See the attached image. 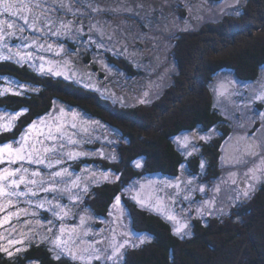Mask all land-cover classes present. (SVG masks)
Listing matches in <instances>:
<instances>
[{
    "label": "trees",
    "instance_id": "16d2710c",
    "mask_svg": "<svg viewBox=\"0 0 264 264\" xmlns=\"http://www.w3.org/2000/svg\"><path fill=\"white\" fill-rule=\"evenodd\" d=\"M63 14L58 13L64 19H74ZM23 35L35 34L26 29ZM59 42L78 52L79 59L97 71L90 51L77 41L62 38ZM174 42L172 55L178 67L174 82L148 106L121 107L71 79L42 77L27 64L0 60V87L11 80L40 88L39 92L28 91L25 95L0 96V113L29 109L19 117L14 129L0 133V145L18 139L26 126L53 108L54 101L58 102L55 107L62 103L117 131L121 136L119 162L81 159L73 163L77 171L85 165H97L120 174L119 182L93 186L87 196L86 205L97 217L107 218L114 196L122 195L124 188L147 175L179 177L185 164L190 174L200 175L204 159L203 181H215L220 175L223 144L233 129L217 108L211 85L223 72L233 73L242 82L259 80L264 68V0H246L239 15H228L198 31L180 34ZM19 43L16 38L11 40L12 45ZM110 60L130 76L140 74L127 60ZM214 128L217 136L202 143V156L186 159L177 148L175 140L183 133H210ZM137 159L144 161L142 168L135 167ZM123 197L134 218L133 229L150 240L126 252L122 264H264V185L251 201L240 204L225 218H210L206 223L193 220L192 236L183 238L174 235L172 224L165 218L140 208L125 194ZM0 264L72 262L58 257L49 243L32 241L12 256L0 251Z\"/></svg>",
    "mask_w": 264,
    "mask_h": 264
},
{
    "label": "snow or ice",
    "instance_id": "6c2138e0",
    "mask_svg": "<svg viewBox=\"0 0 264 264\" xmlns=\"http://www.w3.org/2000/svg\"><path fill=\"white\" fill-rule=\"evenodd\" d=\"M74 2H80V0H0V60L14 62L19 66L27 64L29 67H34L42 77L51 76L62 78L65 81L71 79L78 85L83 84L85 88L97 92H107L106 88L101 89L96 83L89 82L95 73L81 74L72 66V53L59 41L62 38L75 40L86 50L95 47L98 50L112 51L117 56L124 55L127 49L125 48L124 53H122L117 46L107 42L112 40V35L108 31L106 21L89 22L87 29H85L83 22L85 13L73 8ZM231 4H239V0H231L229 6ZM87 8L97 14L104 11L91 0H88ZM125 10L132 11L131 8ZM60 11L66 15L71 14L74 19H64L57 14ZM235 14L239 15V12ZM196 18L202 19L200 16ZM89 19L91 21V17ZM173 26H175V22H173ZM26 29L35 35H23ZM183 30H188V27L186 26ZM167 31L168 29L165 27L159 36L151 37L155 45L164 50L169 46L164 43L165 40L170 39L168 35H165ZM52 37L56 39L52 40ZM85 37L87 39H84ZM13 38L20 41L15 48L11 45ZM46 53L60 59L49 58L45 55ZM101 63L103 62L101 61ZM28 91L39 92L40 88H33L29 84L8 80L6 86L0 87V96L25 95ZM111 95L115 96L114 93ZM148 97L149 92L144 91L142 96L138 98V103L141 105L150 104L151 100ZM117 99L121 102L123 100L122 97ZM253 100L264 103V86L256 92ZM56 103L58 102H53V108L48 113L26 126L18 139L0 145V214H2L0 215V228L10 224L13 218H19L21 214L29 215V209L32 210L31 215L35 216L38 210L45 209L47 206L46 210L50 211L53 217V220L48 221L52 227H49L47 231L53 232V236L49 238V243L53 245V250L56 251L58 257L64 256L72 264H77V261L80 264H91L92 260H100L102 264H109V262L110 264H121L126 248L136 247V244L131 242L133 233L128 230L127 224L123 226L124 231L121 233L124 239L119 242H117L115 235L116 229L110 230L112 233L110 238H104L110 240V247L105 248L97 247V245L104 243L103 239L94 238L91 242L85 241L84 238L89 233H94V230L90 227H84L86 224L84 215H79L78 223L75 226L69 227L65 222L67 219L76 216V213H73L71 209L82 204L83 196L89 192L90 185L84 181L91 180L92 184L98 185L108 182L109 177L120 180V175L113 171H93L85 168L83 172L90 173L89 176L77 175L73 178L69 166H66L67 161L98 154L103 156L104 153L103 149L76 150L71 147L82 145L85 142L93 143L99 137H89L86 141L83 138L79 140L74 138L80 133L78 131L70 133L68 129H78V119L83 120L81 113L70 109L66 111L64 106L57 108L55 107ZM28 111L29 109L25 108L15 112L0 113V133L14 129L19 117L26 115ZM69 115L71 119H68ZM247 119L250 123L254 122L253 117H247ZM258 119L261 125L258 134H251L245 128L243 133L230 138L233 139L236 150L225 162L233 166L246 167L241 182L247 185L246 188H237L235 195L230 197L231 200L239 201L251 198L255 186L264 184V113H261ZM84 123L87 124L88 121L84 120ZM91 123L99 124L100 121L94 120ZM88 131V128L83 129L85 133ZM108 143L114 144L116 142L108 141ZM195 150L196 146L193 145L192 151ZM186 154L191 155V151ZM109 159L115 161L116 157L110 155ZM14 165L18 166L14 167ZM135 167H143L140 159L135 161ZM201 167H203V163ZM238 175L239 170L229 172L226 179L221 178L219 184L213 186L212 192H219L220 184L236 185ZM93 177L95 179H92ZM153 183V181H148L145 185L137 181L125 191L140 208H145L154 201L159 205L162 201L155 195L158 189L147 190L148 186ZM163 183L166 187L176 189V192L169 197L174 203L175 197L180 194L181 182L177 180L174 184L171 182ZM136 184H139V188L136 187ZM187 184H192V180H188ZM193 190L187 189L185 191ZM195 190L204 192L205 188L198 187ZM40 193H51V196H41ZM65 193H67L69 200L67 205L59 202ZM184 199H189L188 195H185ZM113 200L114 202L110 205L109 216L113 217V223H118L121 217L126 215V203L122 205L121 194L115 195ZM21 203L26 207H18ZM196 211L197 215L201 217L225 214L223 207L217 208L215 206V197L203 201ZM57 219L61 221L58 225L55 223ZM168 219L175 221L176 217L169 214ZM26 223H31V221ZM36 223L39 224L40 221L38 220ZM188 227L187 222H177V226L173 230L174 235H180L181 238L190 235V232H185ZM8 231L13 233L16 229L9 227ZM23 238L24 234L20 236L8 235L6 243L0 244V251L12 256L13 251H10V248L22 244ZM0 239H4V237L0 235ZM138 239L140 243H143L147 237L140 236ZM81 244H86V246L82 247ZM15 251L18 252L20 249L17 248Z\"/></svg>",
    "mask_w": 264,
    "mask_h": 264
},
{
    "label": "rangeland",
    "instance_id": "374dc122",
    "mask_svg": "<svg viewBox=\"0 0 264 264\" xmlns=\"http://www.w3.org/2000/svg\"><path fill=\"white\" fill-rule=\"evenodd\" d=\"M246 0H239V4H231V0H223L220 2H213L211 0H91L92 3L98 4L104 11L100 14L91 12L87 8L88 0H80V2H74L73 8L79 9L81 12L85 13L84 26L87 29L89 22L106 21L108 24V31L112 35V40L107 41L109 44L118 47L119 51L124 53L125 48L127 52L124 55L117 56L112 51H106L104 49H96L95 47L87 49L90 51L93 63L97 67V71L93 70L89 64L82 62L75 52L71 51L66 47V49L72 53L71 60L73 61V67L81 74L95 73L92 77L90 83H96L99 88L107 89V92H99L106 99H109L113 104L119 105L121 107H137L141 104L138 103V98L142 96L144 91L149 92L150 104H153L157 99L159 100L165 90L172 85L174 82V76L177 73L178 67L174 61L172 55L173 46H175L174 40L180 36V34L189 33L191 31H198L201 27H204L208 23H216L222 20L225 16L233 15L237 16V12L242 13V6ZM142 5V7H141ZM131 8L132 11H127L125 9ZM118 10V11H117ZM63 12V11H60ZM59 13V12H58ZM57 13V14H58ZM64 13V12H63ZM65 17H71V14H63ZM200 16L202 19H197ZM91 17V21L89 19ZM175 22V26H173ZM188 30H183L185 27ZM167 27L168 31L165 35H168L170 39L165 40L164 43L168 44L166 50L159 48L155 45V42L151 37L159 36L160 32ZM174 37V38H172ZM55 40V37L51 38ZM107 40V38L105 37ZM12 45V44H11ZM13 48L16 45H12ZM84 50H86L84 48ZM99 53V55H97ZM49 58L60 59L59 57H52V54L46 53ZM110 57L117 60L124 59L127 60L131 65L135 67L140 74L135 76L128 75L123 68L121 69L116 64L112 63ZM101 61L103 63H101ZM34 68V67H33ZM35 69V68H34ZM36 70V69H35ZM163 77V78H162ZM78 79V77H76ZM87 80V76L85 75ZM83 85V84H82ZM1 86V85H0ZM6 86V85H4ZM3 86V87H4ZM264 86V68L260 74V78L257 82H242L231 72H223L218 74L215 78V82L211 85V90L214 93L215 103L217 108L221 111L230 125L232 126L233 132H231L229 139L223 144L222 156H221V166L219 168L220 175L215 181L211 183H206L203 181L204 170L206 163L203 160V167L200 175L190 174V169L188 165H184L181 168V175L175 178H169L163 175H147L141 179L135 180L131 185L139 181L147 185L148 181H153L154 183L148 186L147 190L158 189L155 195L162 201L161 204L157 205L155 201L148 204L147 207L142 208L146 210L153 211L154 214L162 216L166 221L170 222L173 229L177 226V222H187L189 227L185 229V232H190V235H185L183 237H191L193 230V220L200 219L203 222H207L210 218H225L229 216L233 209L239 207L240 204H244L253 199L254 195L258 193L261 186L264 184H257L255 190L248 199H241L239 201L231 200L230 197L235 195V190L237 188H246L247 185L241 182L243 172L246 171L244 166H233L226 163L227 158L235 153L236 145L233 139L235 136L243 133L244 129L247 128L248 132L251 134H258L261 127L258 117L261 113H264V103L259 100H253V96L256 92ZM112 93L115 96L111 95ZM122 97V102L117 98ZM64 106L62 103L58 104L56 107L59 108ZM66 111L70 108L65 107ZM71 110V109H70ZM74 111V110H71ZM5 113V112H3ZM83 120L78 119V129L72 130L68 129L71 133L72 131H78L80 134L75 136L77 140L83 138L85 141L89 137H99L93 143H83L82 145L71 146L76 150H100L103 149L104 155H94L88 157H80L78 159L67 161L66 166H69L70 171L73 173V178L77 175H82L87 177L90 175L88 172H83V169H91L93 171H106L97 165H85L80 171H77L73 167V163L78 162L81 159L97 160L103 159L110 163L119 162V152L118 146L121 139L120 134L110 129L103 123L93 124L91 123L95 119L81 113ZM247 117H253L254 122H249ZM68 119H71L70 115ZM84 120L88 121L87 124ZM84 128H88V132H83ZM214 130L210 133H204L201 130L194 132H186L179 136L176 140V146L182 155L189 159L195 156H202V143H209L215 136L217 132ZM187 137V140H185ZM204 137H207L206 139ZM108 141H115L114 144H109ZM187 144V147H185ZM193 145L196 146V150L192 151ZM15 146V145H14ZM191 151V155L186 153ZM110 155H115L116 160L112 161L109 159ZM142 164L144 161L141 159ZM18 165H14L17 167ZM239 170V175L237 177L238 183L236 185L231 184H220V191L217 193L212 192L213 186L219 184L221 178H227L229 172ZM112 171V170H107ZM114 172V171H113ZM120 175V174H119ZM202 175V176H201ZM92 179H95L94 177ZM177 180L181 182V191L178 196L175 197V202L173 203L170 196H172L176 189L174 187H166L163 182H171L174 184ZM188 180H192V184H187ZM90 185L89 192L83 196V203L79 204L78 207L72 208V212L76 213L71 219H67L65 222L69 227L75 226L78 223L79 215H84L86 217V224L84 227L94 230V233H89L85 237V241L91 242L95 239H103L104 243L97 245V247H110V240L104 239L112 235L111 229L115 228L117 242L124 239L121 233L124 231V225L127 224V228L133 233L131 237V242L136 244V247H127L124 256L125 259L126 252L131 249L141 248L150 238L147 235H140L136 233L133 229L134 218L129 213V209L126 206V215L122 216L118 223H113V217L109 216L107 218L97 217L93 210L86 205L87 196L90 194L93 186H101L108 183H117L119 180H114L109 177L108 182L100 184H92L91 180L84 181ZM129 185V186H131ZM128 186V187H129ZM23 187V186H22ZM128 187L123 189L122 205L125 204L123 195L131 199L130 195L125 191ZM139 188V184H136ZM198 187L205 188L204 192H200ZM187 189H194L193 191H185ZM41 196H51V193H40ZM188 195L189 199H184V196ZM215 197V206L217 208L223 207V215L216 216H204L201 217L197 215V207L203 203V201L212 199ZM131 201H133L131 199ZM62 204H69L67 199V193L64 194L63 199L59 201ZM18 207H26L21 203ZM47 208V206H46ZM45 209H40L37 215H31V209H29V215L25 216L21 214L19 218H13L10 224H6L3 228H0V235L4 239H0V244L6 243V238L8 235L20 236L24 234L23 243L17 244L10 251L16 252L15 249H21L25 246V243L34 241H44L49 243V238L53 236V232H48L47 229L52 227L48 224L49 220H53L50 211ZM87 209V211H85ZM118 211V210H117ZM109 212V211H108ZM175 215L176 220L168 219V215ZM2 215V214H0ZM190 218V219H189ZM40 221L39 224L36 221ZM31 221V223H26ZM107 221V223H105ZM58 225L61 223L58 219L55 221ZM9 227H14L15 232L9 233ZM55 231V229H54ZM79 232V229H78ZM146 236L147 239L140 243L138 237ZM180 236V235H179ZM53 249V245L49 243ZM81 246H86V244H81ZM56 252V251H55ZM101 263L100 260H92L91 264ZM110 264V262H109Z\"/></svg>",
    "mask_w": 264,
    "mask_h": 264
}]
</instances>
